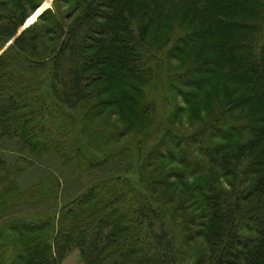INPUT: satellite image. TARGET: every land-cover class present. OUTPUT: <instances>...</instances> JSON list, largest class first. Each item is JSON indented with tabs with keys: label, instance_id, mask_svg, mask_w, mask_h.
Returning a JSON list of instances; mask_svg holds the SVG:
<instances>
[{
	"label": "rangeland",
	"instance_id": "374dc122",
	"mask_svg": "<svg viewBox=\"0 0 264 264\" xmlns=\"http://www.w3.org/2000/svg\"><path fill=\"white\" fill-rule=\"evenodd\" d=\"M255 1L251 4L240 1L235 8L224 11L237 26L234 40L229 42L234 46L230 56L237 59L234 62L248 53L245 48L256 26L255 15L257 11L263 12L256 8L259 4ZM79 2L8 0L1 14L4 19L14 18L16 22L21 16L26 17L17 35L29 27L38 32L54 29L56 25L66 28L84 13ZM46 3L41 14L26 26L32 12ZM174 8L170 16L175 21ZM101 10L111 14L107 9ZM99 22L105 24L101 19ZM190 23H193L192 16L182 25L185 30H193ZM170 31L161 29L160 34L168 35ZM173 31L166 49L154 48L155 60L142 73V85L137 75L119 77L108 83L102 80L87 91L86 101L76 110L59 105L52 97V64L60 44L57 36L42 35L34 54L21 55L10 49L11 41L0 39V72L6 70L3 65L7 64L22 70L29 69L33 63L40 65L29 71L31 87L25 104L30 108L24 110L23 122L30 134L0 138V260L4 264H21L19 256L25 261L29 259V254L14 244L15 240L19 243V236L7 233L9 227L14 228L24 220H56L61 211L73 208L71 203L92 189L96 191L94 199L84 209L100 205L102 200L108 202L115 216L125 219L122 225L129 229L128 235L138 236L142 242L150 240L151 231L147 221L143 220L142 225L133 222L134 212L154 210L172 245L175 264H207L209 249L205 234L211 219L195 199L206 191L201 185L202 179L208 185L217 179L213 186L226 192L231 191V179L225 178L226 184L220 183L219 172L211 163L206 168L212 172L205 176L199 174L205 169L203 157L212 147L223 156L228 153L239 156L238 149L230 150V140L263 128L264 119L256 99L246 97L242 86L238 90L233 84L224 83L217 74L215 63L222 60L215 51H209L217 46L207 45L197 38L198 34L186 39L185 45L178 44L179 31L175 27ZM159 35L154 34L155 38ZM155 38L147 36L145 44L155 47ZM88 54L91 56L94 52ZM189 68L194 71L179 81ZM215 104H225L221 107L224 109L221 119L215 124L216 128L229 130L230 140L221 141L215 132L210 134V147L196 145L197 154L193 156L183 149L184 142L173 150L176 143L170 139L185 141L198 133L208 124V116L201 108L209 109ZM1 135L8 134L1 132ZM244 146L247 147L242 142L239 147ZM167 147L172 157L168 153L164 155ZM250 178L256 180L257 173ZM171 182L176 190L167 188ZM188 192L192 193L190 198ZM249 196L241 202L242 208L257 202V195L247 200ZM188 216L194 222L186 221ZM253 232L251 224L242 234L255 238ZM143 256L132 255L127 263L132 264ZM60 264H85V261L79 249L71 246Z\"/></svg>",
	"mask_w": 264,
	"mask_h": 264
},
{
	"label": "trees",
	"instance_id": "16d2710c",
	"mask_svg": "<svg viewBox=\"0 0 264 264\" xmlns=\"http://www.w3.org/2000/svg\"><path fill=\"white\" fill-rule=\"evenodd\" d=\"M7 1H0V39L11 41V50L20 55L34 54L42 35L58 37L60 44L55 49L52 64L51 92L53 100L63 107L76 110L86 101L87 91L102 80L108 83L119 77L137 75L138 83L142 85V73L155 60L154 48L166 49L175 27L179 31L178 44L185 45L186 39L198 34L197 38L207 45L217 46L209 50L219 54L222 60L219 64L215 63L217 74L224 83L233 84L238 90L243 87L246 97L256 99L262 110L260 116L264 119V0H81L79 3L85 9L84 13L66 28L56 25L54 29L44 28L38 32L29 27L19 35L18 30L24 25L26 17L21 16L17 22L14 18L4 19L1 8ZM240 1L249 4L255 1L259 4L256 8L263 12L257 11L255 15L256 26L251 30L254 34L251 33L249 45L245 48L248 53L234 62L237 59H230L234 46L229 42L234 40L237 26L229 20L232 16L225 15L224 11L235 8ZM173 7L175 21L170 16ZM101 9H107L111 14L107 15ZM191 16L193 23L189 26L193 30H185L182 25ZM99 19L105 24H101ZM198 22L200 26H196ZM161 29L170 33L160 34ZM153 33L156 36L160 34L159 38H155ZM149 35L156 39L155 47L145 44L144 38ZM89 52L94 54L89 56ZM1 64L0 60V67ZM3 66L6 70L0 72V133L8 135H1L0 138L29 135L23 122L26 117L24 110L30 108L25 104L31 87L29 71L40 65L33 63L26 70L9 64ZM193 71V68L187 69L179 81L182 82ZM223 105L201 108L208 116V124L185 141L170 139L173 144L176 143L173 150L184 142L183 149L193 156L197 154L196 145L210 147V134L215 132L221 141L230 140L227 136L229 130L216 128L215 124L221 119ZM251 132L230 140V150L238 149L239 156L230 153L223 156L212 147L203 157L205 169L199 174L205 176L212 172L206 168L211 163L219 172L220 183L226 184L225 178L231 179L230 192L214 187L217 179L210 185L202 179L201 185L206 191L195 199L211 219L206 224L205 234L209 249L207 264H264V127L253 130V134L249 135ZM242 142L247 147H239ZM167 148L164 155L170 154ZM169 156L172 157L171 154ZM256 173L258 178L251 179L250 175ZM167 185V188L176 190L172 182ZM94 192L92 189L88 194L90 196L81 195L71 203L74 207L61 211L56 220H24L14 228L9 227L7 233L19 236V243L15 240L14 244L29 254L27 261L19 256L21 264H60L71 246L79 249L85 264H128L129 257L138 253L143 254L145 260L142 258L132 264H175L172 245L154 210L139 209L134 212L133 222L142 225L145 220L151 231L150 240L142 242L138 236L128 235L129 229L122 225L125 219L115 216L108 202L102 200L100 205L84 209L94 199ZM187 194L190 198L192 193ZM254 194L257 195V202L242 208L240 204L245 197L250 195L248 200ZM187 220L194 222L193 217L188 216ZM251 224L255 238L242 234ZM0 264L4 263L0 260Z\"/></svg>",
	"mask_w": 264,
	"mask_h": 264
},
{
	"label": "bare ground",
	"instance_id": "6f19581e",
	"mask_svg": "<svg viewBox=\"0 0 264 264\" xmlns=\"http://www.w3.org/2000/svg\"><path fill=\"white\" fill-rule=\"evenodd\" d=\"M45 7H47V3H46L44 6L40 7L39 9H37V10L32 14V16L27 20V22H26V26L31 25V24L34 22L35 18H36L37 16H39V14H41V11H43V10L45 9Z\"/></svg>",
	"mask_w": 264,
	"mask_h": 264
},
{
	"label": "water",
	"instance_id": "95a60500",
	"mask_svg": "<svg viewBox=\"0 0 264 264\" xmlns=\"http://www.w3.org/2000/svg\"><path fill=\"white\" fill-rule=\"evenodd\" d=\"M49 1H47V3H48Z\"/></svg>",
	"mask_w": 264,
	"mask_h": 264
}]
</instances>
